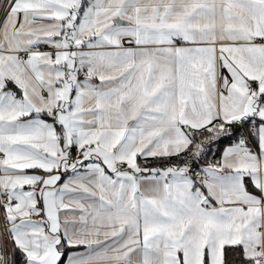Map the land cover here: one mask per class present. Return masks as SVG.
<instances>
[{"label":"snow or ice","instance_id":"1","mask_svg":"<svg viewBox=\"0 0 264 264\" xmlns=\"http://www.w3.org/2000/svg\"><path fill=\"white\" fill-rule=\"evenodd\" d=\"M0 264H264V0H0Z\"/></svg>","mask_w":264,"mask_h":264}]
</instances>
